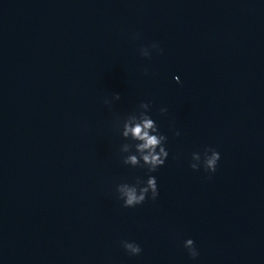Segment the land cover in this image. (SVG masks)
Segmentation results:
<instances>
[{
	"label": "clouds",
	"instance_id": "9594fccd",
	"mask_svg": "<svg viewBox=\"0 0 264 264\" xmlns=\"http://www.w3.org/2000/svg\"><path fill=\"white\" fill-rule=\"evenodd\" d=\"M155 48H158V45H153ZM143 56H147V54L145 53ZM115 99L119 100L120 99V95L117 93L115 95ZM145 105H147V103H145ZM166 111V109H161V112H164ZM152 126V121L151 120H146L145 123H144V127L145 128H149ZM135 133L136 134H140L141 133V128L140 126H137L136 129H135ZM142 138H144L146 140V143L144 145H142V147L144 148H148L150 146H153L155 144L158 143V141L156 140L155 137H151L149 138L147 136V133L145 132L142 136ZM161 152H163V149H161ZM146 160L149 159V157H145ZM220 159V154L217 152V151H213V154H212V157L210 159L207 160V170L210 171V172H215L216 170V166H217V162L219 161ZM165 160H161L159 159L157 156H152L151 157V163L153 165H160L162 166L164 164ZM193 169H195V166H191ZM149 188H151L152 190V199L155 200L158 196V189H157V181H156V178L154 179H150L149 180ZM148 189H144V191L146 192ZM144 196L141 195V196H136V194L134 192H128L127 194V201H126V205H124L125 207H128V206H133V205H139L141 204V201H144ZM187 244L188 245H192L193 244V241L192 240H188L187 241ZM126 248H130L131 251L133 253H140L141 252V248L139 247V245L133 247V245L131 244H127L126 245ZM198 251H192L189 253V255L193 258L197 257L198 256Z\"/></svg>",
	"mask_w": 264,
	"mask_h": 264
}]
</instances>
